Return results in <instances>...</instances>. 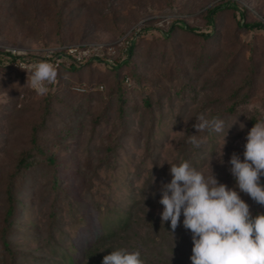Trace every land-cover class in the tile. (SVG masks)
<instances>
[{
  "label": "trees",
  "instance_id": "trees-1",
  "mask_svg": "<svg viewBox=\"0 0 264 264\" xmlns=\"http://www.w3.org/2000/svg\"><path fill=\"white\" fill-rule=\"evenodd\" d=\"M96 1L99 2V0H92L93 7L99 6ZM110 1L102 0V4H107L108 7H105L108 10H114L111 15L112 33L114 35L112 37L114 41L123 37L124 39L112 46L111 52H108L106 48L99 50L96 53L99 58L94 59L92 57L80 67L62 61L57 69L56 80L48 85L53 89L48 91L43 99L38 123L33 129V142L31 143L33 152L21 154L16 169H28L33 166L42 168L38 177V191L44 196H49L51 201L49 203L50 210L47 213V233L41 245H46L49 248L54 259L53 264H101L105 255L118 248H126L130 251L139 250L145 264H191L188 253L187 262L180 263L173 259L175 255L165 256L160 249L154 252L156 249L154 242L175 238L177 231L175 230L173 233L169 225H161L148 212L147 219L151 223V229L156 232L161 227V237L155 234L141 236L138 230L130 225L134 217L138 215V211L149 208L159 199L158 192L154 194L153 190H157L156 186L161 185L154 184L152 175L145 178L141 187H132L141 178L142 173L146 172L144 167L146 161L154 153V146H151V142L155 143L158 123V118L154 116V112L157 109L159 112L163 109L164 100L168 102V100L171 101L175 98L181 102L186 94H190L195 89L205 90L204 78L200 73L202 68L212 72V78H217L219 73L215 69L222 66L223 72L228 73L231 77L229 82L223 83V87L226 86V88L219 102L220 106H223L227 111L225 117L239 116L248 111L249 103L254 99L262 97L264 99V25L258 20L247 18L248 13L244 9L240 11L238 6L231 1L215 3L206 9L207 5L202 8L196 7L199 0H160L159 4H153L151 0H143L142 3L137 4L136 8L135 0H118L117 6L109 3ZM187 2L189 4L186 5ZM61 4V9H59H65L68 1L64 0ZM83 4L84 2H82V6ZM184 7H187V11L183 9ZM203 8L205 10L195 18L149 19L156 13L163 14L171 9L177 14L187 15L194 13L195 9L201 11ZM124 9L127 10L126 13H124ZM141 21H143L142 25H138ZM198 21L200 24L196 25ZM136 25L138 26L136 27ZM240 33L247 34L249 38L247 46H244L243 41L241 42L242 46L238 42ZM233 47H242L244 50L241 52L239 48L238 52L229 54L221 60H218V54L213 56L211 53L213 52L212 49L215 48L228 50ZM248 49L250 52L246 53ZM228 56L229 60L227 59ZM159 57L164 58V60L159 69H156L151 65V60L157 61ZM9 62L0 52V71L17 72L19 77L27 82L31 73H27V70H14ZM207 71L204 72L208 73ZM163 78L166 79V82ZM167 79L171 80V85H173L171 88H167ZM163 82L165 86H163ZM27 86L30 91L36 93L29 83ZM79 87L84 88L86 92L77 93L74 88ZM100 87L102 91L99 90ZM164 87L166 91L162 89ZM64 95H67L76 104L81 101L80 104L83 103L81 108L86 104V100L95 99L96 101L106 97L102 105L105 104V106L102 110L96 115L91 113L90 132L93 135L96 128L102 123H108L109 116L112 115V106L114 110L112 116H114L115 123L110 125L108 131L100 136L98 144L89 143L86 146L88 157L76 169L78 177L82 179L83 187H87V191L100 167L105 170H116L120 167L121 154L123 153L125 156L128 154L127 139H130L134 144L142 136L145 139L144 156L135 157L139 160L138 162L133 159L134 171L129 173L126 179L127 187L132 193L129 208L126 211H120L118 208L110 209L99 201L92 200L90 205L98 214L96 217L99 223V236L81 253L77 251L74 253L75 246L73 245L65 246L70 237L64 233L60 232V237L54 241L50 240L51 232L60 223L57 214L61 213L60 203L67 200V194L63 186L64 181L60 176L61 164L58 163L55 156L47 155V150L41 143L52 140V144H54L53 138L57 135H63L60 137L63 139L70 137L74 131L78 130L76 118L81 110V108L72 107L69 110L71 116L68 117V120L65 123H60V125H54V120L59 118V115L54 111V103ZM130 102L133 104L130 105ZM16 105L15 102V104L4 106L5 115L14 111L17 112L18 106L16 107ZM95 108H97L96 102ZM217 111L219 114L220 110L217 109ZM253 112L252 116H248V129H251L259 121L257 115L264 113V100L263 104ZM130 113H138L139 120L134 122L128 116ZM199 114L198 112L194 115L191 131L183 136L178 145L180 147L177 150L178 155L183 156L179 163L188 161V156L198 151L202 146L195 147L190 142V136L196 135L203 142L204 136L207 137L206 134L209 135L211 132L195 130L193 125L197 123L196 118ZM220 115L222 114H219V118H221ZM145 118L147 121H144ZM200 134L202 136H198ZM91 146L95 151L96 163L90 156L92 155ZM139 146H141L140 143L135 145L136 148H140ZM191 161L194 162V160ZM16 177L19 178L17 171L13 182ZM13 182L10 181L6 188L8 205L3 216V225L0 227V264H20L21 262L18 252L13 249L12 241L9 240L14 232L17 205L20 204L14 195ZM261 184L264 185V179H261ZM133 191L136 192L134 195ZM75 204V200L68 199L66 201L67 210L72 215H77L75 219H72L71 224L74 225L73 227H83L85 217L78 214L74 207ZM257 214H264V208L259 212H254L253 216ZM60 219L63 220L62 217ZM149 247H152L151 252L154 254L150 253L149 255L145 251ZM142 249H145L144 253Z\"/></svg>",
  "mask_w": 264,
  "mask_h": 264
},
{
  "label": "rangeland",
  "instance_id": "rangeland-1",
  "mask_svg": "<svg viewBox=\"0 0 264 264\" xmlns=\"http://www.w3.org/2000/svg\"><path fill=\"white\" fill-rule=\"evenodd\" d=\"M63 1L0 0V52L4 51V48L12 47L27 52L31 51V54L33 51L42 55V51L44 50L49 49L54 51L56 48L67 45H78L87 42L113 44L116 42L112 37L114 35L112 33L111 15L114 10H108L106 8L108 5L102 4V0L96 1L99 5L98 7H93L92 0H67V7L60 10ZM117 1L111 0L109 3L117 6ZM159 1L151 0V3L159 4ZM227 1L235 3L240 11L244 9L248 13L247 18L258 20L264 25V0H199L196 7L202 8L207 5L206 9L215 3ZM82 2H84L83 6ZM142 2L143 0H135V8L137 4ZM183 9L187 11V7ZM205 9L203 8L201 11L195 9L194 13L187 15L177 14L171 9L163 14L156 13L149 19L195 18ZM126 12L127 10L124 9V13ZM199 22H196V25L200 24ZM142 23L143 21L138 23V25H142ZM239 37L240 40L238 42L240 45H243L241 44L243 41L244 46H247V42L249 41L247 34L240 33ZM222 48H224V45H222ZM239 48L243 52L244 48L233 47L228 50L226 48L224 50L215 48L212 49L213 52L211 53L213 56L218 54V60H221L225 59L229 54H235ZM248 52H250L249 49L246 53ZM227 59L229 60V56ZM154 60H151V65L159 69L164 58L159 57L157 61ZM189 66L192 67L191 64ZM215 70L219 73L217 78H212V72H208L204 68L200 71L204 78L203 84H205V90L197 88L190 94H186L181 102L175 98L171 101L168 100V102L164 100L163 109L160 112L157 111L158 109L155 110L154 116L158 118V123L155 143L151 142V146H154V153L146 161L144 166L146 172L142 173L141 178L132 187H141L148 175H152L155 185L170 183V167L173 164H179L180 160L183 159L182 155H178L177 150L180 148L178 145L183 136L191 131L190 128H192V124L194 123V115L199 112L200 114H205L207 118L218 117L219 114H222L220 116L221 119L224 118L225 131L230 128L225 137L226 144L222 149V157L219 158L220 148L223 144V134L209 132V135L206 134L207 137L204 136L199 150L188 156L187 159L189 160L187 162L193 167L202 170L205 175H208L210 172V163L212 172L218 181L239 192V189L235 188V180L229 171L231 167L229 160L231 155L236 153L240 156L241 161H243L245 138L250 131L248 129V116H252L253 111L263 104L264 99L263 97L254 99L249 103L248 111L239 116L225 117L227 111H225L226 109L223 106H220L219 102L226 88V86L225 88L223 87V83L229 82L231 77L228 73L223 72L222 66L217 67ZM163 80L166 82L165 78ZM167 85V88L173 86L170 79H167ZM52 89L53 87H49V91ZM162 89L166 91L165 87ZM46 95L40 96L30 91L26 81L21 79L17 72L6 73L0 71V227L3 225V216L5 208L8 205L6 188L10 184V181L13 182L17 171L19 178L16 177V180L12 184L15 198L20 204L17 205L14 232L9 240L12 241L14 251L18 252L20 256V264H53L54 260L49 248L46 245H41L47 233V213L50 210L49 203L51 201L49 196H44L38 191V177L42 168L40 166H33L28 169H16L20 155L33 152V145L31 144L33 142L32 133L33 129L37 126L41 104ZM66 96L64 95L60 100L58 98L56 103H54V111L59 115V118L54 120V125L65 123L68 117L71 116L69 110L72 107L80 109L83 106V103L80 104L81 101H78L76 104ZM104 99L106 100V97L96 101L95 99L86 100V104L77 114L76 128L78 130L74 131L70 137L63 139L60 138L63 135H57L53 138L54 144H52V140L41 143L47 150V155L55 156L58 163L61 164L60 168L62 170L60 176L64 181L63 186L67 194V200H63L60 203L62 211L60 214H57L60 223L51 232L50 240L54 241V239L60 237V232L68 235L70 239L67 243L68 245L65 244V246H75L74 253L76 251L81 253L99 236V223L96 217L98 214L94 211L92 205H90L92 200L99 201L110 209L118 208L120 211H126L129 208L132 193L127 187L126 179L129 173L134 171L132 166L133 159L138 162L139 160L136 158L144 156L145 139H143V136L140 140H136V144L127 139L128 154L127 156L123 153L121 154L120 167L116 170H105L100 167L95 174L96 176L92 179V183L89 186L87 185L89 190L87 191V187H83L82 179L78 177L76 169L88 157L86 146L89 143L98 144L100 136L105 134L110 125L115 123L114 116H112L114 114L112 106V115L109 116L108 123H102L101 126L96 128L94 135L90 132L91 113H95L96 115L102 110L105 106V104L102 106ZM15 102L17 104L16 107L18 106L17 112L14 111L9 115H5L4 106L15 104ZM95 102L97 108H95ZM131 104L133 102H130ZM217 109L220 110L219 114ZM128 116L134 122L138 121V117H140L138 113H130ZM257 117H259V120H264V113H259ZM144 121H147V118ZM241 125H243V128H241ZM198 136H202V134ZM90 137L93 139H90ZM49 139L51 138L49 137ZM138 143L141 145L139 146L140 148L135 147ZM90 148H92V155L90 156L94 163H96L93 146ZM185 155L187 154L185 153ZM191 160H194V162ZM261 179H264V177H261ZM156 188L157 190L154 189L153 192L154 194L158 192L159 199L157 203H153L149 208L138 211V215L134 217V220L130 224L132 228L135 227L138 230L141 236L145 234L162 236L161 227L156 232L151 229V223L147 219V212L151 214V217L157 219L161 225L166 224L170 226V222H161L160 214L163 211V206L159 203L161 199V186H156ZM135 193L133 191V195ZM240 197L250 206L252 214L264 208V206L254 202L245 193L240 192ZM137 198L139 197L137 196ZM68 199L75 200L76 204L74 207L76 211L85 217V225H82L83 227L79 226L77 228L71 224L72 219H75L77 215H72L67 210L68 205H66V201ZM54 209L57 208L54 207ZM176 231L175 238L168 241L157 240L154 242L156 246L154 252L160 249L163 255H175L173 259L180 263H186L187 259L192 255L193 244L190 231L183 227V215L180 217V223ZM173 244L175 245L174 247ZM151 249L152 247H149L147 250L142 249V252L144 253L145 250L150 255V253H153ZM146 252L145 254H148Z\"/></svg>",
  "mask_w": 264,
  "mask_h": 264
},
{
  "label": "clouds",
  "instance_id": "clouds-1",
  "mask_svg": "<svg viewBox=\"0 0 264 264\" xmlns=\"http://www.w3.org/2000/svg\"><path fill=\"white\" fill-rule=\"evenodd\" d=\"M26 72L31 73L26 83L40 96L48 93V85L58 75L56 66L46 61L29 65ZM196 119L198 123L193 126L197 131L223 134L219 158L222 157L230 127L225 131L223 119H209L203 113ZM189 139L195 147H200L202 141L196 135ZM245 139L243 161L236 153L229 160V171L239 192L220 183L210 163L208 175L187 161L173 164L170 183L161 185V222H170L174 233L183 215V227L191 232L193 244L191 264H264V214L253 216L250 206L240 197V192L245 193L264 206V185L261 184L264 120L256 122ZM101 264H145V261L139 250L118 248L105 255Z\"/></svg>",
  "mask_w": 264,
  "mask_h": 264
},
{
  "label": "built area",
  "instance_id": "built-area-1",
  "mask_svg": "<svg viewBox=\"0 0 264 264\" xmlns=\"http://www.w3.org/2000/svg\"><path fill=\"white\" fill-rule=\"evenodd\" d=\"M138 26V25H137ZM136 26V27H137ZM134 27V28H136ZM124 37L113 44H102V43H83L78 45H67L56 48L54 51L52 50H44L42 51V55L35 53L32 51L27 52L18 48H4L2 54L7 60H9V64L12 65V68L17 71L27 70L29 65L38 63L40 61H46L52 63L58 69L60 64L66 62L67 64H72L73 66L80 67L89 61L92 57L94 59L99 58L96 54L101 49H107L108 52L112 51V46L122 41ZM23 69V70H22ZM31 76V75H30ZM29 76V77H30ZM127 82V81H126ZM77 93H85L86 90L84 88H74ZM99 90H102L100 87Z\"/></svg>",
  "mask_w": 264,
  "mask_h": 264
}]
</instances>
